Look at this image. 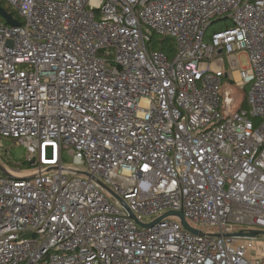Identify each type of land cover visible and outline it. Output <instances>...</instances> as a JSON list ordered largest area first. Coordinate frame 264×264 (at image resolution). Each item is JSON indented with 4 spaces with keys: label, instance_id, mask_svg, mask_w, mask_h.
Listing matches in <instances>:
<instances>
[{
    "label": "built area",
    "instance_id": "built-area-1",
    "mask_svg": "<svg viewBox=\"0 0 264 264\" xmlns=\"http://www.w3.org/2000/svg\"><path fill=\"white\" fill-rule=\"evenodd\" d=\"M1 1L0 264H263L264 0Z\"/></svg>",
    "mask_w": 264,
    "mask_h": 264
},
{
    "label": "rangeland",
    "instance_id": "rangeland-1",
    "mask_svg": "<svg viewBox=\"0 0 264 264\" xmlns=\"http://www.w3.org/2000/svg\"><path fill=\"white\" fill-rule=\"evenodd\" d=\"M222 27H223V26H222L221 24H216V25L213 27V29L211 30L210 33H213V32H215L216 30H220ZM158 39H159V41H163V40H164V38H158ZM167 41H169V42L171 43V45L175 47V43H174V41L169 40V39H168ZM239 62H240V64H241V66H240L241 69H242V68H246L247 65H248V63H247V58H246L245 55H240V56H239ZM241 98H242V97H241ZM246 108H247V106H246ZM13 155H14V158H15L16 160L21 161V160H24L25 155H26V151H25L23 148H17V149L14 148V149H13ZM66 160H67V162H65V167H68V168H72V167H74L69 157H67ZM1 161L3 162L2 159H1ZM7 167L9 168V166H7ZM34 171H35V169L30 168V169H27V170H23L22 173H23V174H26V173H32V172H34ZM2 176H5V175L2 174ZM104 193H105L106 197L110 200L111 203H113V204H116V203H117L116 198H115L110 192H108L107 190H104ZM204 230H207V229H204ZM207 233H212V232H211V230H207ZM257 239H259V240H264V236H263V235H261V236H257ZM262 262H263V264H264V260H263Z\"/></svg>",
    "mask_w": 264,
    "mask_h": 264
},
{
    "label": "water",
    "instance_id": "water-1",
    "mask_svg": "<svg viewBox=\"0 0 264 264\" xmlns=\"http://www.w3.org/2000/svg\"><path fill=\"white\" fill-rule=\"evenodd\" d=\"M0 17L3 18L7 22V24L10 25V26H13V27H19L20 26V23L17 22L16 20H14V18L12 17V15L8 14L6 12V10H4V8L1 5H0ZM0 169L2 170L3 173L5 172V170L3 169V167L1 166V164H0ZM171 215H178V216H180V218L182 219V223L185 226V228H187L189 231H191L193 233H197L196 230L190 228V226L187 224V222H186L183 214H181V213H179V214L172 213V214H170L168 216H171ZM142 226H144V225H142ZM261 235L264 236V231H250V232H243L242 231V232H239V233H234L231 236L240 237V238H255V237L261 236Z\"/></svg>",
    "mask_w": 264,
    "mask_h": 264
},
{
    "label": "trees",
    "instance_id": "trees-1",
    "mask_svg": "<svg viewBox=\"0 0 264 264\" xmlns=\"http://www.w3.org/2000/svg\"><path fill=\"white\" fill-rule=\"evenodd\" d=\"M0 5L4 8V10H6L9 14L14 15V12L11 10V8L4 2L0 0ZM168 39H164L163 41H158L159 44H155L154 45V49H158L162 52H165L167 54H169V56H172L175 47L171 45V43L169 41H167Z\"/></svg>",
    "mask_w": 264,
    "mask_h": 264
}]
</instances>
